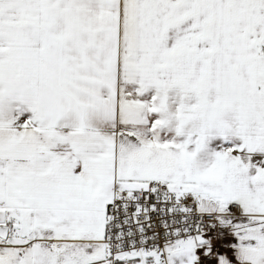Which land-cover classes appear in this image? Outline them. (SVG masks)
Returning <instances> with one entry per match:
<instances>
[{"label":"snow or ice","instance_id":"6c2138e0","mask_svg":"<svg viewBox=\"0 0 264 264\" xmlns=\"http://www.w3.org/2000/svg\"><path fill=\"white\" fill-rule=\"evenodd\" d=\"M0 264H264V0H0Z\"/></svg>","mask_w":264,"mask_h":264}]
</instances>
